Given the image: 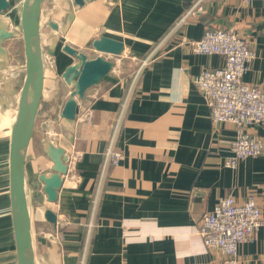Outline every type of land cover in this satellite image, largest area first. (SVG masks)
<instances>
[{
  "label": "crops",
  "instance_id": "0c3cea01",
  "mask_svg": "<svg viewBox=\"0 0 264 264\" xmlns=\"http://www.w3.org/2000/svg\"><path fill=\"white\" fill-rule=\"evenodd\" d=\"M23 1L7 0L9 9L0 15L16 34L0 46V264L17 263L8 157L23 80ZM197 1L43 4V90L24 163L35 264H221L198 233L203 215L224 197L241 204L252 196L264 216V155L244 158L235 169L225 167L236 129L210 120L193 82L224 60L195 54L185 43L207 29H233L255 53L242 81L264 91V0H200L195 7L200 11L180 22ZM69 13L73 20L67 24ZM101 33L123 43L124 51L103 56L114 68L78 101L74 120L61 119L71 90L60 76L76 61L62 46L91 59L98 55L91 43ZM85 111L91 113L79 120ZM247 132L264 142V124ZM49 142L68 155L55 203L47 201L40 181L51 173ZM109 147L122 160L103 168ZM46 210L56 215L55 230L44 218ZM238 261L264 264V226L253 241L239 246Z\"/></svg>",
  "mask_w": 264,
  "mask_h": 264
},
{
  "label": "water",
  "instance_id": "95a60500",
  "mask_svg": "<svg viewBox=\"0 0 264 264\" xmlns=\"http://www.w3.org/2000/svg\"><path fill=\"white\" fill-rule=\"evenodd\" d=\"M46 0H24L21 5L20 27L24 48L23 80L18 99L12 112L9 134V193L14 229L16 264H35L31 234L30 214L25 193L24 163L26 152L32 137L36 115L43 90V50H42V7ZM90 2L94 0H88ZM74 8H82L85 0H72ZM9 9L7 0H0V15ZM73 20L69 13L67 24ZM49 27L58 31V25ZM15 32L8 30L7 23L0 19V46L4 41L14 38ZM91 49L98 55L89 59L86 53L69 45L62 46V52L76 61L66 67L61 74L62 81L70 88V93L59 114L61 119L74 120L77 115V103L84 99L86 92L99 84L108 75L115 64L103 56H120L124 45L120 41L108 38L102 33L91 43ZM45 154L52 163L51 173L42 175L43 192L49 203H55L58 191L67 173L68 155L52 143H47ZM46 222L57 227L56 215L51 210L44 213Z\"/></svg>",
  "mask_w": 264,
  "mask_h": 264
},
{
  "label": "built area",
  "instance_id": "2783aa9c",
  "mask_svg": "<svg viewBox=\"0 0 264 264\" xmlns=\"http://www.w3.org/2000/svg\"><path fill=\"white\" fill-rule=\"evenodd\" d=\"M242 1L250 4L254 0ZM199 2L180 22L193 15V11H200L195 9ZM185 43L195 54L216 55L224 60L221 68L203 70L193 82L206 101L210 120L232 124L236 129V137L230 143L232 155L225 160V167L235 169L244 158L264 155V142L247 132L249 127L264 124V91L242 81L255 58L254 51L233 29H207L200 39ZM90 113L85 111L79 120H85ZM121 160L122 154L109 147L104 153L103 168L117 166ZM262 226L264 216L252 196L241 204L227 196L203 215L198 233L206 250L221 256V264H239V246L253 241Z\"/></svg>",
  "mask_w": 264,
  "mask_h": 264
},
{
  "label": "rangeland",
  "instance_id": "374dc122",
  "mask_svg": "<svg viewBox=\"0 0 264 264\" xmlns=\"http://www.w3.org/2000/svg\"><path fill=\"white\" fill-rule=\"evenodd\" d=\"M44 56V55H43ZM50 61L48 60L47 61V64L49 65ZM6 126H8V122H6Z\"/></svg>",
  "mask_w": 264,
  "mask_h": 264
}]
</instances>
